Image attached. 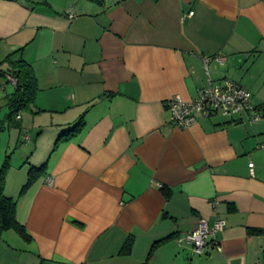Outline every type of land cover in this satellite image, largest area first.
<instances>
[{
    "label": "crops",
    "instance_id": "0c3cea01",
    "mask_svg": "<svg viewBox=\"0 0 264 264\" xmlns=\"http://www.w3.org/2000/svg\"><path fill=\"white\" fill-rule=\"evenodd\" d=\"M17 50L32 124L50 129L46 169L17 197L28 264H264V0H0V68ZM225 79L258 121L173 124L170 99ZM200 218L225 221L203 254L178 241Z\"/></svg>",
    "mask_w": 264,
    "mask_h": 264
},
{
    "label": "rangeland",
    "instance_id": "374dc122",
    "mask_svg": "<svg viewBox=\"0 0 264 264\" xmlns=\"http://www.w3.org/2000/svg\"><path fill=\"white\" fill-rule=\"evenodd\" d=\"M9 81L15 83L13 78ZM3 84L4 79L0 78V176L4 177V195L17 199L31 167L41 166L49 157L46 139L50 137V129L43 128V132L41 128H34L32 122L39 120L41 115L32 113L28 107L19 112L24 117L23 124L21 121L15 124L16 116L9 119L7 96L14 86L7 83L6 89H3ZM24 135H30V143L22 142ZM28 259L26 241L14 230L5 231L0 239V264H28Z\"/></svg>",
    "mask_w": 264,
    "mask_h": 264
},
{
    "label": "built area",
    "instance_id": "2783aa9c",
    "mask_svg": "<svg viewBox=\"0 0 264 264\" xmlns=\"http://www.w3.org/2000/svg\"><path fill=\"white\" fill-rule=\"evenodd\" d=\"M192 14L193 12L189 13ZM209 60V57L204 58L206 64ZM166 106L173 124L181 128L195 124L199 117L210 118L215 115L232 119L236 115L248 112L251 122L261 118V115L255 112L251 92L230 79L218 84L211 83L193 100L186 101L180 96H175L166 103ZM17 118L20 119L21 115L19 114ZM29 139V136H23L25 143L29 142ZM249 166L252 168L254 165L250 163ZM46 181L52 183L50 177H47ZM224 227L225 221L221 218H216L213 224L205 218H200L196 226L184 236H180L178 241L191 245L196 253L203 254L207 246L212 244L216 231Z\"/></svg>",
    "mask_w": 264,
    "mask_h": 264
},
{
    "label": "trees",
    "instance_id": "16d2710c",
    "mask_svg": "<svg viewBox=\"0 0 264 264\" xmlns=\"http://www.w3.org/2000/svg\"><path fill=\"white\" fill-rule=\"evenodd\" d=\"M19 50L9 54L4 62L6 63V68H0V77H6L8 79L13 78L15 80L14 90L7 96V106L10 109V113L8 115L9 119H12L16 116L17 124L20 119L17 116L20 114L23 109L29 108L30 105L34 101V94L37 91V85L35 81V77L31 71L29 64L26 62L24 58L19 54ZM83 123V116H81L78 121L75 123L73 128H70L66 131H63L57 138L56 144L62 139L66 138L70 135H73ZM47 164L44 163L41 166H32L27 174V181L23 185L20 195H23L33 184L34 182L44 173ZM3 184L4 177L0 176V239L2 234L8 230L16 231L26 242L31 241V236L28 234L25 226L19 222L17 219V199L13 197H8L4 195L3 192ZM165 195L168 197L170 195V191L164 189ZM256 232L258 230H252ZM166 238L160 239L156 241L152 250L161 242H163ZM131 249V243L129 240L123 245L122 251L129 252ZM150 255V254H149ZM38 264H46L44 260H40ZM142 264H147L146 262Z\"/></svg>",
    "mask_w": 264,
    "mask_h": 264
}]
</instances>
